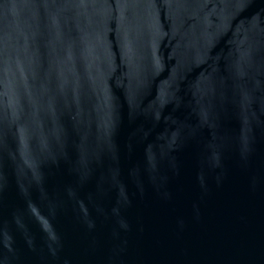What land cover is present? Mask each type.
Listing matches in <instances>:
<instances>
[{
  "label": "water",
  "instance_id": "water-1",
  "mask_svg": "<svg viewBox=\"0 0 264 264\" xmlns=\"http://www.w3.org/2000/svg\"><path fill=\"white\" fill-rule=\"evenodd\" d=\"M0 264H264V0H0Z\"/></svg>",
  "mask_w": 264,
  "mask_h": 264
}]
</instances>
